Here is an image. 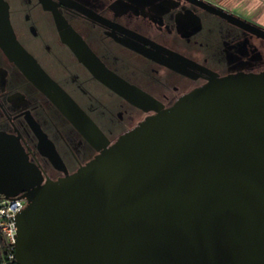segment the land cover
I'll use <instances>...</instances> for the list:
<instances>
[{
	"label": "water",
	"instance_id": "obj_1",
	"mask_svg": "<svg viewBox=\"0 0 264 264\" xmlns=\"http://www.w3.org/2000/svg\"><path fill=\"white\" fill-rule=\"evenodd\" d=\"M66 44L134 104V88L79 40ZM2 50L87 139L92 125L31 59L19 47ZM207 80L56 181L42 183L0 135V196L25 200L14 264H264V72Z\"/></svg>",
	"mask_w": 264,
	"mask_h": 264
},
{
	"label": "flooded vegetation",
	"instance_id": "obj_2",
	"mask_svg": "<svg viewBox=\"0 0 264 264\" xmlns=\"http://www.w3.org/2000/svg\"><path fill=\"white\" fill-rule=\"evenodd\" d=\"M78 40L135 89L134 104L77 61L66 41ZM4 44L19 47L92 125L83 132L88 140L29 83ZM261 72L264 0H0V135L42 183L75 173L209 76Z\"/></svg>",
	"mask_w": 264,
	"mask_h": 264
},
{
	"label": "built area",
	"instance_id": "obj_3",
	"mask_svg": "<svg viewBox=\"0 0 264 264\" xmlns=\"http://www.w3.org/2000/svg\"><path fill=\"white\" fill-rule=\"evenodd\" d=\"M24 206L23 198L4 199L0 196V247H3L2 257L5 263H14L15 218Z\"/></svg>",
	"mask_w": 264,
	"mask_h": 264
},
{
	"label": "trees",
	"instance_id": "obj_4",
	"mask_svg": "<svg viewBox=\"0 0 264 264\" xmlns=\"http://www.w3.org/2000/svg\"><path fill=\"white\" fill-rule=\"evenodd\" d=\"M2 250H3V247H0V264H14L13 262H11V263H5L4 262L3 257H2L3 256Z\"/></svg>",
	"mask_w": 264,
	"mask_h": 264
}]
</instances>
